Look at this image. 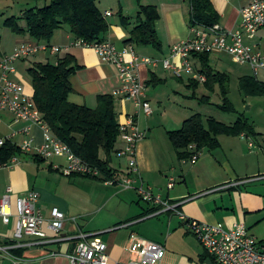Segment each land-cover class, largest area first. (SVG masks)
<instances>
[{
  "label": "crops",
  "instance_id": "0c3cea01",
  "mask_svg": "<svg viewBox=\"0 0 264 264\" xmlns=\"http://www.w3.org/2000/svg\"><path fill=\"white\" fill-rule=\"evenodd\" d=\"M35 1L39 5L45 3V0ZM252 1L211 0L219 15L217 24L225 31H234L240 26L241 8ZM96 4L104 14L111 13L106 15L109 29L105 39L118 50L131 46L140 58H171L172 45L192 35L189 0H96ZM138 4L154 5L158 10L155 29L159 49L126 42L135 26ZM120 15L130 17V22L123 24ZM195 27L206 30L208 26ZM4 40L1 38L0 57L22 41H36L27 35L7 33ZM74 40L67 26L58 29L48 44L58 46L59 51L45 52L46 59L35 56L33 62L50 61V56H56L57 62L65 54H71L79 68L69 79V102L95 108L99 95L110 94L115 99L119 123L124 122L127 115L135 114L144 131V137L136 146V170L131 171L129 158L117 156L115 150L109 158V165L115 171V183L106 182L101 174L98 177L63 174L64 156L43 157L37 161L33 157L34 150L17 154L16 163L0 169V199L5 188L11 186V204L15 210L16 198L34 190L39 194L37 207L45 220L53 207H58L66 217L58 233L44 222L41 229L45 237L25 235L19 240L14 238V217L7 224L0 219V245L7 247V252H0V264H71L67 254L80 236L100 238L107 244L109 259L120 264L138 260L145 241L164 246V255L156 264H217L188 229L189 219L219 224L225 229L243 222L252 235L264 240V134L219 135L217 148L203 149L194 163L183 162L167 135L168 131L181 127H177L179 117L167 122L166 109L159 110L163 100L170 99V90L177 92V81L184 82L182 76L176 77L160 60L156 64L140 63L138 75L145 83V96L152 107V113L146 115L132 100L114 95L120 86L117 65L101 60L91 46L73 45ZM244 41L264 53V26L254 38L244 37ZM171 60L178 61L177 58ZM191 61L198 70L197 58L192 56ZM262 71L264 74V69L259 74ZM187 79L194 78L189 75ZM158 120L164 121L167 140L157 132ZM183 120L180 119L181 125ZM28 124L27 121L17 122L8 110H0V138L8 140L11 133L19 132ZM31 135L33 144L42 142L40 127L31 125ZM22 138L17 133L9 140L17 143ZM121 146L122 142L117 141L115 149ZM125 176L134 177L137 185L142 183L149 187L169 208L160 203H141L142 198L134 187L120 183ZM170 178L174 180L171 188L168 187ZM152 208L157 209L146 213Z\"/></svg>",
  "mask_w": 264,
  "mask_h": 264
},
{
  "label": "built area",
  "instance_id": "2783aa9c",
  "mask_svg": "<svg viewBox=\"0 0 264 264\" xmlns=\"http://www.w3.org/2000/svg\"><path fill=\"white\" fill-rule=\"evenodd\" d=\"M110 14L109 11L105 12V15ZM240 14V26L234 31H225L217 23L206 27L207 31L193 27L191 36L178 40L171 47V58H177L178 61L173 62L171 58H166L162 61L164 68L172 71L176 77H181L184 72L196 80L204 81V75L195 69L191 57L196 53L217 51L231 55L233 61L240 64H249L253 75H259V72L264 69V53L246 43L244 37L254 38L257 31L264 26V0H253L246 4L241 8ZM73 45L91 46L101 60L116 64L119 70L120 86L114 95L132 100L134 105L146 115L152 113L150 102L145 96V83L138 75V67L140 63L156 64L158 60L149 57L140 58L131 46L118 50L108 40L87 44L81 39H75ZM39 51H49L50 54H54L59 51V47L45 42L22 41L9 54L0 57V110L10 111L17 122H29L19 132L11 133L8 139L20 133L23 138L16 144L22 151L34 150L36 154L44 158L64 156L66 164L61 167V172L65 175L100 176L96 168L83 162L65 142L53 135L24 86L9 77L15 72L13 66L15 61ZM31 125H36L42 130L43 139L37 145L33 144ZM143 137L144 131L140 128L135 114L127 115L125 121L119 123L118 141L122 142V146L115 149V153L117 156L129 158L131 171L136 170V146ZM5 141L6 139L0 138V145H3ZM198 156L199 154L193 153L188 159H182V161L194 163ZM16 162L17 158L13 156L8 162L0 164V169ZM105 181L115 183L114 178H106ZM173 181V178L169 179V188L174 185ZM120 183L124 187H134L144 201L160 203L169 208V205L149 187L142 183L137 185L134 177L125 176ZM11 194L12 187L7 186L0 199V219L7 224L14 217L16 240L25 235L45 237L41 229L44 222L53 232L61 231L65 213L58 207H53L50 217L45 220L37 207L38 192L32 190L18 196L15 201V210L12 208ZM179 215L185 218L182 213ZM186 225L217 264H264V240H258L252 235L243 222L234 224L230 229H225L219 224H208L191 219ZM1 251L7 252V247L0 245ZM164 252L163 245L145 241L141 247L139 259L125 264H156L161 260ZM67 256L71 264H120L109 259L107 244L98 237L80 236Z\"/></svg>",
  "mask_w": 264,
  "mask_h": 264
},
{
  "label": "trees",
  "instance_id": "16d2710c",
  "mask_svg": "<svg viewBox=\"0 0 264 264\" xmlns=\"http://www.w3.org/2000/svg\"><path fill=\"white\" fill-rule=\"evenodd\" d=\"M189 2L190 26H211L218 22L219 15L211 0ZM158 18L156 6L138 4L134 18L135 26L126 42L150 45L159 49L160 40L155 29ZM120 19L123 24L130 22V17L120 15ZM4 25L16 35H27L33 40L45 43L50 41L55 31L64 26L69 28L75 39H81L87 44L106 40L105 34L109 29L106 15L98 8L96 0H45L42 5L26 8L19 16L5 18ZM209 55V52L193 55L200 64L198 72L204 75L203 83L206 86L211 87L213 82L220 85L222 103L219 108L234 112L235 109L226 96L228 75L209 67ZM78 68L74 57L68 53L60 57L56 63L34 62L27 69L33 86L32 98L53 135L65 142L83 162L96 168L105 179L113 178L115 171L109 165V158L119 137L115 99L110 94L99 95L95 108L69 102L68 94L71 91L69 79ZM238 81L244 95L264 96V81L253 74L242 75ZM198 82L196 79H189L188 85L197 86ZM203 98L209 99L206 95ZM241 134L257 135L253 125L243 115L232 124H225L211 117L204 124L200 113H193L183 120L180 128L167 132L181 160L188 159L193 153L199 154L203 149L217 148L220 145L219 135ZM21 152L16 143L6 140L0 145V164L8 162ZM33 157L37 161L43 159L36 153ZM156 209L152 208L146 213Z\"/></svg>",
  "mask_w": 264,
  "mask_h": 264
},
{
  "label": "rangeland",
  "instance_id": "374dc122",
  "mask_svg": "<svg viewBox=\"0 0 264 264\" xmlns=\"http://www.w3.org/2000/svg\"><path fill=\"white\" fill-rule=\"evenodd\" d=\"M39 4L40 3H37L34 0H0L1 38L4 40L6 33L14 34L8 27L4 25L5 18L10 16H19L22 13V9L33 7L34 5ZM21 23L24 24L23 21ZM46 52L49 54V51ZM47 54L45 51H39L33 55L25 57L24 60H17L13 63L15 72L9 76L10 79L20 82L24 88L26 87V93L31 97L33 96V86L27 69L34 63L33 59L35 56H38L37 58L44 59L45 55ZM158 60L163 61L164 59L161 58ZM41 62H43V60H41ZM49 62L55 63L56 56H50ZM209 67L215 71L224 72L228 75L229 81L227 84L226 96L232 103L235 111L227 112L219 108L222 103V90L218 82H213L211 87H208L203 83L204 81L199 79L197 86H191L188 85L187 78H189V75L183 72L182 78L184 79V82L177 81L179 84L176 90L177 92L170 90V99L163 100L161 107L159 108L161 111L163 108L166 109L167 122L169 119L174 120L179 117V120H177V127H180V119H185L191 116L193 113H200L202 122L204 124L207 123V120L210 117L225 124H232L240 115H243L248 120V122L253 125L256 132L264 134V96L244 95L239 87V77L251 73L249 66L240 64L235 60L233 61L231 56L227 53L215 51L211 52L209 55ZM256 77L259 80L264 81L263 71ZM205 95L208 96V100L203 98ZM167 122L165 121L166 125ZM157 123L159 126L157 127L158 134L160 135L161 133L163 138L166 139L165 132H163L164 121L161 122L158 120ZM222 138L225 137L222 136ZM140 201L143 204H146L147 202L143 199H140Z\"/></svg>",
  "mask_w": 264,
  "mask_h": 264
}]
</instances>
